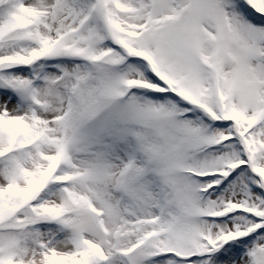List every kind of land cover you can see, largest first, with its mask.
Wrapping results in <instances>:
<instances>
[{
    "label": "snow or ice",
    "instance_id": "obj_1",
    "mask_svg": "<svg viewBox=\"0 0 264 264\" xmlns=\"http://www.w3.org/2000/svg\"><path fill=\"white\" fill-rule=\"evenodd\" d=\"M0 264H264V0H0Z\"/></svg>",
    "mask_w": 264,
    "mask_h": 264
}]
</instances>
